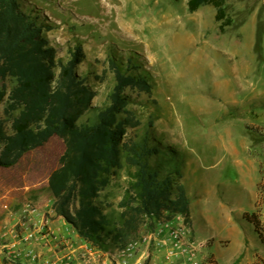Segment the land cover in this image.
I'll return each mask as SVG.
<instances>
[{
	"label": "rangeland",
	"instance_id": "obj_1",
	"mask_svg": "<svg viewBox=\"0 0 264 264\" xmlns=\"http://www.w3.org/2000/svg\"><path fill=\"white\" fill-rule=\"evenodd\" d=\"M19 1L24 11L51 27L44 35L58 58L66 62L73 48H83L85 59L78 74L96 92V108L109 103L116 84L112 58L122 68L132 60L137 69L130 73L147 77L152 94L131 88L126 92L130 109L141 122L139 128H129L128 135L149 133L156 144L183 155V183L192 212L186 225L191 240L201 244V256L215 264L206 249L216 240L220 254L236 253L240 240L228 218L242 221L245 212L253 213L249 206L238 208L242 205L238 198L244 195L247 203L249 194L258 191L256 206L264 201V9L259 18V13L253 15L261 1L226 0L233 23L224 31L216 21L215 7L203 6L190 13L189 0H113L108 10L103 7L107 0ZM16 84L10 76L0 78V91L7 93L0 105V120L8 130L11 122L5 108ZM95 116L88 114L82 122ZM71 149L70 142L54 136L15 166H0V235L10 214L23 204L33 203L44 213L54 208L49 177L64 164ZM130 181L127 168L113 174L98 199L115 221L121 218L120 203ZM56 216L60 215L56 212L51 219ZM241 226L255 252L253 225ZM153 227L148 224L146 231ZM223 237H229L231 244ZM6 242L0 241V264L11 263L1 252ZM108 243V252H114L116 248ZM151 256L144 264H151ZM257 257L264 260V253Z\"/></svg>",
	"mask_w": 264,
	"mask_h": 264
},
{
	"label": "trees",
	"instance_id": "obj_2",
	"mask_svg": "<svg viewBox=\"0 0 264 264\" xmlns=\"http://www.w3.org/2000/svg\"><path fill=\"white\" fill-rule=\"evenodd\" d=\"M208 5L215 7L222 31L232 25L226 0H189L188 10L195 13ZM50 29L24 11L19 0H0V78L7 75L17 81L5 108L11 129L0 120V166H15L54 136L70 142L64 164L49 177L54 209L82 240L104 251H109L108 241L116 249L124 248L148 224L155 226L178 214L191 219L183 155L156 144L149 133L128 135V129L139 128L141 122L130 109L126 92L131 88L152 94L147 77L130 73L137 69L132 60L122 68L112 58L116 84L109 103L96 108V92L78 74L85 59L83 48H73L66 62L58 58L44 35ZM6 97L0 91V105ZM91 113H96L95 118L83 123ZM124 168L129 169L131 181L120 203L121 218L115 221L98 199L111 176ZM244 219L264 243L260 216L245 213Z\"/></svg>",
	"mask_w": 264,
	"mask_h": 264
},
{
	"label": "built area",
	"instance_id": "obj_3",
	"mask_svg": "<svg viewBox=\"0 0 264 264\" xmlns=\"http://www.w3.org/2000/svg\"><path fill=\"white\" fill-rule=\"evenodd\" d=\"M55 214L54 208L44 213L33 203H25L17 213L10 214L6 230L0 235V241H7L2 244L1 252L11 262L9 264L17 260H23L25 264H144L152 248L164 251L169 260L185 259L191 264H214L211 258H202L201 244L191 240L186 225L188 219L181 214L158 223L151 231H146L145 226L136 240L112 253L82 239L79 245L71 239H58L49 228L51 217ZM41 238L56 242L60 249L56 258L27 249ZM258 258L254 264H264V260L259 261Z\"/></svg>",
	"mask_w": 264,
	"mask_h": 264
},
{
	"label": "crops",
	"instance_id": "obj_4",
	"mask_svg": "<svg viewBox=\"0 0 264 264\" xmlns=\"http://www.w3.org/2000/svg\"><path fill=\"white\" fill-rule=\"evenodd\" d=\"M253 1L255 3L258 1H261V4H259L253 10L254 11L253 15H256L257 13H259L258 15V18H259L260 12L262 11V9H264V0H253ZM258 198H259L258 191L251 192L249 194L248 202L245 203L247 199L243 195L239 197L237 200L239 201L240 204L242 203V205H240L238 208H240L241 210L242 209L245 210L247 206H249L250 208H253L252 209L253 213H257L260 216V220L262 221L264 225V201L261 207H257L256 202L258 201ZM190 207H191V204H190ZM245 213H249V212H245ZM241 220L242 221H235V220L228 218V222L231 225L230 226L231 231L240 240V246L236 253L230 256L220 254L219 251L221 250L220 249L221 246L217 244V240L214 241L213 245H211L209 248L206 249V252L209 253L210 256L213 257L215 264H235L236 260H238L239 257H241V255L244 254V252H246V255L241 261V263L239 264H249L255 260L256 255H259L260 253H264V248H263L264 243L261 242L259 235L257 233H256L257 238L255 239V244H253V245H256V251L253 252L248 236L241 226L244 223H246L247 225H250V223L246 219H244V214ZM49 228L52 230V232H54L55 236H57L58 239H65V240L71 239L75 241L76 245H79L81 243V238L78 236L75 229L71 225H69L62 216H56V218L51 219L49 222ZM209 239H213V238L211 237ZM221 239H224L225 241H229L231 244V239L229 237H223ZM261 245L263 247H261ZM27 249H34L38 253L43 254L46 257H51V258H56L58 256L57 252L60 251V249L57 248L56 242L54 240H51V239L45 240L42 238L39 239L37 242H34L32 245L28 246ZM150 254L152 255L151 264H191L185 259L169 260L167 259L164 251H159L156 248H152L150 251ZM203 257L206 258V256H202V258Z\"/></svg>",
	"mask_w": 264,
	"mask_h": 264
},
{
	"label": "bare ground",
	"instance_id": "obj_5",
	"mask_svg": "<svg viewBox=\"0 0 264 264\" xmlns=\"http://www.w3.org/2000/svg\"><path fill=\"white\" fill-rule=\"evenodd\" d=\"M113 0H107V2L104 4V9H106L107 8V10L108 9H112V7H111V3H113L112 2ZM116 10H120V7L119 6H116V7H114ZM117 12H119V11H117ZM119 17H120V14H119Z\"/></svg>",
	"mask_w": 264,
	"mask_h": 264
}]
</instances>
